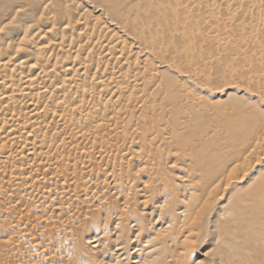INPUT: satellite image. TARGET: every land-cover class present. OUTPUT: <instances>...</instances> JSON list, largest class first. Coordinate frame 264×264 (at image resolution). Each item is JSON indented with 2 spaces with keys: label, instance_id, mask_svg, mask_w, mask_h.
I'll return each mask as SVG.
<instances>
[{
  "label": "bare ground",
  "instance_id": "1",
  "mask_svg": "<svg viewBox=\"0 0 264 264\" xmlns=\"http://www.w3.org/2000/svg\"><path fill=\"white\" fill-rule=\"evenodd\" d=\"M175 1H180V0H0V117L2 115H6V113L11 114L10 113V111H11L10 109L12 108V110L14 111V109H15L14 107H15L16 104H18L17 108H18V106H21L25 110V112H24L21 109L24 112V114H25V117H23V120H21V119H22V116H24V114L21 113V110L20 111L18 110L19 111V112L17 111L18 113H12L13 114L12 115V122L10 124H7V126L5 125L6 127L4 128L6 130V132L8 134H13V135L18 134L19 135V139H21L20 135H23V136L26 135V137H25L26 141H27L28 138L33 140V139H35V136H36L39 140L44 141L45 142L44 145H45L47 142L49 143L50 141H52V137H51L52 135L49 134V132L48 133L45 132L46 130H44V132H40V133L37 132V135L34 134L36 129L33 128L34 132H32V133H31V130H30L31 127L33 126V124L37 123L41 118L44 119L47 116V118L48 117H51V118L53 117V119H55V118L58 117V118L63 119V116H62L63 113L62 114H61V112L59 113L58 110L61 109L60 111H63L64 108H71L72 112L76 115L78 120L80 119V121H82L81 119L86 117V118L90 119V121H91L93 119V116H92V118H90V116H91L90 113L92 111L88 112L89 109H91V108L86 109L85 106L83 107L81 105V102L79 103L80 99H78L75 96V94H73L74 93L73 91L76 92V89L79 90L80 82L82 83L85 80L86 77L90 78L89 81L88 80H87V82L85 81L86 82V87H87L86 94L93 95V96L94 95H98L97 97L100 98V99L101 98L103 99L104 96H109V101L112 100V101H118V102L123 97H127L128 99L131 100V102L138 101V100L140 101V96L137 95L139 93H136L135 91H133L134 88L131 91L130 88L128 89V86L129 87L131 85L132 86H139V85L142 84V82H143L144 86H146V87L149 85V87L147 89H149L150 91L151 90L154 91V90L161 89V88H162L163 91L164 90L166 91L168 86L166 84H163L164 82H162V80H161L162 75L165 72H169V73L173 72V73H175L176 77L183 78L184 80L189 81V82H191L194 85H198L199 84L198 82H200L199 81V77L197 78L195 73H194V70L195 71L198 70L197 66L193 67V69L190 67V69H188V70H186V69L185 70H181L179 68V66H180L179 64L176 65V63H173L172 61L170 62L169 58L171 56L169 58H167V56H168L167 53L169 51H166L164 53L162 51H159V50H161L160 48L165 43L167 44L166 47L169 44H171V43H172L171 46L173 45V43H176V45L180 43L179 42L180 36L178 34L179 33L178 31L187 30V33H188V31L189 32H193V33L197 31L191 24H188L189 22L188 23H180V21H179V17L180 16L178 17L179 11H177V10H175L173 8L168 10V8L171 5L168 8H166V6H165L166 3H170V2L173 3ZM181 1H185L186 3H188V5H191V4L195 5V3L200 1V0H181ZM238 1L246 2V3H248V5L249 4L250 5L255 4L254 6H256V2H257L258 3V7H257L258 13H259V9H261V10L263 9L264 10V0H260L259 1L260 5H259L258 0H238ZM238 1L237 0H215L214 3H216V4L218 3V5H220L221 7L224 6L226 9L230 10V8L233 9V6H234L235 2H238ZM177 5H178V3H177ZM177 5H176V7H177ZM179 5H178V8L183 7V6L180 7ZM236 5H238V4H236ZM164 6H165L166 9L164 8ZM203 6H204V4H203ZM252 6H251V8H252ZM206 7H207V9L209 7L210 10L211 9L213 10V8H211L209 5L206 6ZM242 8H243V6H242ZM209 9L207 10V12H202V11H199V10H201V8L198 10L197 7H190V8H187V10H183V11H180V12H183V15H185V16L194 15V14H200V15L202 14V15H204L205 13L211 12V11H209ZM180 10H182V9H180ZM244 11H246V10L244 9ZM226 12H228V11H226ZM235 12H238V11H235ZM260 13H262V12H260ZM225 16H226V13H225ZM246 16H248V15H246ZM182 17H184V16H182ZM226 17H228V16H226ZM238 18L240 19V17H238ZM244 19H245V17H244ZM258 20H259L261 26L259 25V23H257V24L252 23V24L255 25V27H260L261 28L259 33H258L259 28H257V30H256L257 32L256 33H258V34H256V36L254 38V46L256 48H258L260 46H264V14L262 16L259 15ZM204 21H206V20H204ZM220 21H221V19H220ZM210 23H212V22H210ZM239 25L240 24H238L237 26H239ZM241 25L242 26H240V27H243L245 24L244 25L241 24ZM239 29L240 28H238V30ZM238 32H240V31H238ZM180 35H182V34H180ZM183 35H184V33H183ZM184 36L186 37V35H184ZM200 36H202V35H200ZM206 39H207V37H206ZM217 42H218V40H217ZM182 43H186L187 44V41H184ZM233 43H234V41H233ZM230 46H231V44H230ZM169 47H170V45H169ZM178 47H179V45H178ZM172 50H175V49H173V47H172ZM199 50L200 49H198L197 51H199ZM197 51H196V48L193 49L194 53L196 52V54H199L200 52L198 53ZM260 51H261V49H260ZM184 52L185 51H183L182 53H184ZM187 52H188V49H187ZM250 52H252L254 54V50H252ZM169 53L171 54V51ZM172 53H174V51ZM73 54H76L77 56H74ZM244 56L245 55H243V57ZM255 56H257V55H255ZM215 58H216V55H212V56H209L208 58H205L206 59V64L207 63L208 64L213 63V61L216 60ZM234 59L236 60V62H238L240 60L239 57H236ZM243 61H244V59H243ZM128 71L131 72V73H128ZM143 71L144 72L145 71L148 72V75L153 77L152 78L153 81L152 80H148L149 77L147 75L145 77L146 78V80H145V78L143 76H141L142 74H144V73H142ZM140 73H142V74H140ZM127 74H129V75L127 76ZM16 76H18V77H16ZM164 76H166V75H164ZM166 79L167 78H165L164 80H166ZM166 82L167 81H165V83ZM110 85H112V88L110 87L111 89L108 88V86H110ZM83 88H85V87L83 86ZM83 88H82V91H83ZM136 88H138V87H136ZM57 89H59L58 92L56 91ZM35 90H36V93L40 92V94H39L40 96L38 94H34L35 92L34 93L32 92V91H35ZM49 90H50V92H52V91L55 92L56 91V93H58V94H56V93L52 94V93L49 92ZM210 90H208V91H210ZM224 90H227V89H224ZM80 91H81V87H80ZM211 91L214 92V90H211ZM216 92L218 94V91H216ZM226 92H225V94H221L219 96L215 95V93H214L215 96L213 95V97L217 99L216 101H218L219 99H221L223 97H226V96H230L232 94V92H227V93ZM141 93H143V91ZM210 93L212 94V92H210ZM256 93H257V91H256ZM56 95H58V96H56ZM16 96H18V97H16ZM186 96H187V94H186ZM189 96H190V94H189ZM83 97H86V96L84 95ZM83 97H81V98H83ZM144 97L142 96V98H144ZM173 97H174V95H173ZM195 97L193 95H191L190 98H192V99L190 100V102L189 101L188 102L191 103V104H194L195 101H196ZM198 97H197V99H198ZM164 99H165V97H164ZM167 99H169V97ZM185 99H186V97H184V102L187 100V99L186 100ZM228 99H229V97H228ZM143 101L145 102V99H143ZM144 102H142V104ZM147 103H148V101H147ZM153 103H155V102H153ZM226 103H227V100H226ZM124 104H126V103H124ZM133 104L134 103H131V105H133ZM139 104H137V105H139ZM198 105H199V101H198ZM215 105H217V104L215 103ZM95 106L93 105V106H90V107H94L95 108ZM86 107L88 108V106H86ZM108 107H110V106H108ZM121 107H123V106H121ZM125 107H126V105H125ZM132 107H134V106H132ZM219 107L221 109V106H219ZM94 108H93V110H94ZM19 109H20V107H19ZM204 109H205V107H204ZM215 109L217 110V108H215ZM119 110H120V107H119ZM209 110H210V108H209ZM114 111H112L113 112L112 114H114ZM120 111H122V110H120ZM194 111L195 110H192L191 112H194ZM69 112H71V110ZM127 112H129V109L124 108V113L126 114ZM135 112H137V111H135ZM160 112H161V110H160ZM198 112H200V109L198 110ZM132 113H133V111H132ZM156 113L155 114L158 115V111ZM66 114L67 113L65 112L64 117H65ZM119 114H121V112ZM148 114H149V112H148ZM164 114L165 113L163 112V114H161V115H164ZM71 115H72V113H71ZM115 115H116V112H115ZM193 115H195V114L191 113V116H193ZM123 116H124V114H123ZM123 116H121V117H123ZM187 116H188V114H187ZM121 117L120 116H115L114 117L112 115H111V117H109L110 120H115V124L117 125V127L114 130H109V132H108V130L107 131L105 130V132H108L107 134L109 136H111V137L112 136H117L120 133L119 130L121 131V129H120L121 126L124 127L123 124L120 125V127H119V123L121 124V121H120ZM158 117H160V116H158ZM185 118H187V117H185ZM73 119H75V118H73ZM63 120H65V119H63ZM134 120H135V118H134ZM167 120L169 121L170 119H167ZM2 121H3V119H2ZM6 121H8V117H7ZM47 121H48V119H47ZM73 121L75 122V120H73ZM73 121H72V123H74ZM124 121L125 120L123 118V122ZM53 122H55V121H53ZM87 122H88V120H87ZM162 122H163V118H162ZM262 122H264V121L262 120ZM0 123H1V121H0ZM5 123H9V122H4L2 124H5ZM66 123H68V122H66ZM164 123H165V121H164ZM37 125H39V124H37ZM47 125H46V127H47ZM96 125H97V123H96ZM210 125H213V124H210ZM56 126H58V125H56ZM72 126H73V124H72ZM94 126H95V124H94ZM160 126H161V124H160ZM247 126L248 125H246V127ZM0 127L2 128L3 126H0ZM95 127H97V126H95ZM180 127H182V126L180 125ZM164 128H165V126H164ZM263 128H264V126H263ZM58 129H59V131H61L60 133H63V134L67 133L70 130L69 125H66L65 122L64 123H60ZM104 129H106V128H103V130ZM167 129H169V128H167ZM252 129H253V127H252ZM101 130L102 129H100V131ZM42 131H43V129H42ZM97 131L98 130H96L95 132H97ZM101 132H100V134H101ZM1 133L2 132H0V135H1ZM165 133L166 132L163 133V131L158 128L153 133L143 134V136H141V138H143V141H145V142L148 141L150 143V141H151L150 139H154L155 137H156L155 139H157V137L163 136ZM254 133H253V135H254ZM87 134H85V135H87ZM125 134H126V132H125ZM173 134H175V133H173ZM176 134H177V132H176ZM33 135H35V136L32 139ZM83 135H84V132H83ZM85 135H84V137H85ZM170 135H171V133H170ZM2 136H3V134H2ZM23 136H22V138H24ZM53 136H55V135H53ZM87 136H86V138H87ZM103 136H105V135H103ZM194 136H195V134H194ZM250 136H251V134H250ZM59 137H57V138H59ZM137 137H134L132 140H129L127 138L129 141H122L124 143L120 147H117L116 150H114L113 146L116 147L117 144L116 145H112V144L109 143L108 140H106V141H108L110 146L113 147V149H111L112 147L110 148L108 146L107 148H109V150H106V149L104 151L102 150V151H100V153L98 155V156H100L99 157L100 159L98 158L99 159L98 161L102 160L103 164L105 163V165H106V167L104 168V166L102 164L104 169L96 168V165H97V164H95L96 161L94 162L92 160V163H91V160H90L91 164L87 165V166L85 165V169L86 170L81 171L80 173H76L75 171L70 173L71 172L70 171L68 173L65 172L64 174H59L62 171L61 170L60 172H58L57 170L59 168H57V170H56L58 175H57L56 172H54L57 175L56 176L57 179H58L57 181H59V180L62 181V184L60 185V189L58 191H56L55 195H54V197L57 200V203L59 202L58 205H60L59 208L56 205L57 208L54 209L55 211L53 210L54 213L56 212V210H63L64 211L65 209L66 210L69 209V208L71 209V207H69V205H70V203H73V202L75 203L74 200H77V198H75L77 196L79 197L80 195H82V196L87 197V198L89 197L90 200L94 203L95 200H99V199L103 198L104 194L107 193V191H109L108 189L110 187L114 188V190H115V188L116 189L117 188L121 189V188H124V185H126L127 183H131V181H132V184H134V185L130 184V186H132V189L128 188L129 190L131 189L130 192L127 191L128 193L127 194L125 193L126 195L124 194V198H122L120 196L124 200V203H125L124 207H127L128 205L130 206L131 204L129 202H131V200H133V203H135V204L138 201L139 204H142V206L144 208L143 210H146L148 212V216H149V220H150L149 223H153L154 225L156 224L155 226L150 224V225H152L151 229L153 228V230H154L152 232H149L144 227V229L146 231H148L147 234H150V235H148L145 239H142V241L140 243H137L138 241H140V237L142 236V235H140L142 233L140 231L141 224H138L139 222H141V220L139 221L138 218L135 219L134 217L131 218L132 215L129 214L131 210H129V211H127L128 214H125L126 215L125 218L120 217V219H119V217H117L118 214H117V216L116 215H112V216H115V218L117 217L116 221H114L115 223L113 222L114 226L112 228V229L115 230V231L113 230L114 233H115L114 237L110 238V236H108L107 233H104V232L101 233L98 230H94L92 232L85 233L84 238L86 239L87 244L89 243L88 247L90 249L94 250L96 255L100 256V259L97 258L98 263L99 264H111V261L110 262L104 261V253L107 252L108 250H111V252L113 251V254H114V259L113 260H115L114 261L115 264H116V262L123 261L124 259H126V256L128 255V253H126L127 252V248H128V251H130L131 249L133 250L132 253H130V255L132 257L131 258L129 257L128 262H125V264H128L129 261H130L129 264H165L164 262L160 261V259L162 257L161 255H163V252L166 250V248L164 246L166 244L168 245V241L171 240V238L173 237V235H172L173 233L171 234V231L172 230L174 231V229H172V228H174L173 226L175 224H177V226L179 224H181L180 226L182 227L183 231L178 233V234H183V232L186 231L185 235H182V236H184V238L182 239V248H181V250H183V252H185V253L181 254L182 251H180L181 259L183 261V264H185L186 260H187L186 258H188L190 252H192L195 249L196 240L198 241L200 236H202V235H204L203 237H205V234H204L205 232H210V231H208V226L212 223L211 221H213V222L215 221V224H216V218H221L222 220L223 219L226 220V228H225V232L226 233L224 232V236H221V235H223V233H222V234H219L220 236H219V238H217V234L215 232L216 236L215 237L212 236L214 247H211V248H214V249L213 250L209 249L205 253L201 254V256L204 257L203 259L195 258V260H194L195 262L194 263L192 261L188 262V260H187L186 264H190V263H192V264H250V263L251 264H263V262H264V254L262 252H261V254H263V256L261 254H258L257 249L254 248L256 246L255 245L256 243L253 244L254 247L252 246L255 251L253 252V254L250 255V254H248V252L244 253L243 246L241 245V242L245 243V244H248V242L250 243V241L247 239L248 237L246 236V234H248V232L246 233V227L250 225V222L248 224L246 223L247 220L251 221V224H252L251 228L253 227V229L255 231V232H252V234H254V236L256 235V233H257V236L258 235H260V236L263 235L264 229H262L260 227L264 223V221H263V218H264V177L260 176L262 178L259 177L260 179L257 178V179H253L250 182H248V181L246 182L247 176H248L246 174V172L244 171V170H246V169H244V167L246 165H244V167L242 168V169H244L243 170L244 173L241 174L242 176L240 175L241 177H238L237 171H238V169H240L239 166H238V162H241L242 160L241 159L234 160L235 162L233 161L234 162L233 165L228 166L225 169V171H224L225 172L224 175L226 176V179H225L226 182L224 181V185L226 183V187L224 186L225 188H223V190H226V191H224L225 193L223 192V194H225V195H226V193H227V195L229 194L227 196L228 198L226 197L227 201H225V203H222L219 206L221 211H217L216 212V210H215L216 207H214V206H215V202L217 200L214 199V201H215L214 202L213 199L209 198V196H210V195H208L209 192L206 193V191H204L206 189L205 188V186H206L205 184L208 185L209 183L208 182L207 183L204 182L205 184L202 185L201 181H197L198 179L202 180L203 176L207 174V171H202L199 168L197 169V167L195 169V167L191 168L192 166H189L188 167L189 175H187L184 172H182V171H185L186 169L183 170L181 167H178V166L174 165V168L176 170L179 169L178 171H181L182 174H180L178 172L179 175L178 174H177V176L175 175L177 178L174 177V179H177L176 182H178V183L175 182V185L170 186V181H169V179L167 177L168 175L167 176L164 175V172L156 173L154 171V168H152L154 172H151L152 169L150 170V168L146 170V168H148V167H145V166L150 164L149 162H151V161L143 162V160H136V161L133 162V161L130 160L129 162H133L135 164L134 169H136V170L133 169L132 170L133 173L131 172L132 174H129V176L127 177V180L123 181L122 177L119 175L118 172L121 169L125 168V165L127 163H124L122 161L123 159H122V157L119 156V154H121V155H123V154L124 155L133 154V156H134V154H137V152H138L137 150H139L141 148V146L138 144V142L142 140L141 139V140L138 141ZM37 138H36V140H37ZM86 138H83V139L86 140ZM90 138H92V137H90ZM8 139L10 141V139L16 140L18 138L17 137H14V138L12 137V138H7V140ZM106 139H107V137H106ZM161 139H162V137H161ZM163 139H164V136H163ZM252 139L253 138H251L250 140L252 141ZM12 140H11V142H13ZM75 140H77V139H75ZM89 140L90 139H88V142H90ZM257 140L264 142V133L262 135L257 136L255 142L252 141L255 144V146L257 144L256 143ZM9 141H7V142H9ZM63 141L64 142H60V143L58 142V144L56 146V147H60L61 146L59 148L60 150H61V148H65V147L68 146V143L66 142V140L64 139ZM79 141H80V139H79ZM41 142H40V144H41ZM70 142H72V141H70ZM82 142H85V141L82 140ZM157 142H159V141H157ZM165 142H166V138L163 141H160L161 144L158 145L160 148L162 147V151H163V147L165 146ZM21 143H22V141H21ZM55 143H57V142H55ZM108 143H105L102 146L108 145ZM27 144H28L27 148L28 147L30 148V146L33 145L31 142L27 143ZM42 144H41V146H42ZM85 144H87V143L85 142ZM99 144H101V142ZM9 145H11V144H9ZM37 145H38V143H37ZM53 145H55V144L54 143L52 144V148H53ZM83 145H84V143H83ZM138 145L140 146L139 149H137ZM154 145H155V143H154ZM72 146L73 147L75 146L74 147L75 149H77V147H79V149H80V146H78V145H73L72 144ZM72 146L70 144L68 147H72ZM98 146L100 147L101 145H97L96 147H98ZM1 147L4 148V149L6 148L5 146L4 147L1 146ZM32 147L35 149L34 146H32ZM48 147H49V144H48ZM155 147H157V144H156V146H154V149H155ZM222 147H224V146H222ZM234 148H235V146H234ZM18 149H15V150L17 151ZM110 149H111V151H110ZM27 150H28L27 152L29 153L30 152L29 149H27ZM164 150H165V148H164ZM247 150H248V147H247ZM249 150H251V149H249ZM0 151H2V150H0ZM34 151L36 152V149ZM34 151H32V154L34 153ZM46 151L47 150H45V152H42V153L39 151L40 154L38 153L37 155H39L41 157V160L49 162L50 159L53 156L52 157L50 156L51 157L50 158L49 157V155H50L49 151H48V153ZM84 151H85V149H84ZM142 151H144V149ZM142 151H141V154L143 153ZM169 151H171L170 148H169ZM165 152H168V150H165ZM175 152H176V150H175ZM170 153H172V152H170ZM199 153H200V151H199ZM239 153L242 154L241 152H239ZM254 153L252 152L251 154H254ZM158 154H160V153H158ZM231 154L233 155V153H231ZM51 155H53V154H51ZM117 155H118V158L120 157L121 159H116ZM94 156H95V154H94ZM139 156L141 157V155H139ZM151 156H153V154ZM66 157L67 156H65V158ZM134 157L135 158H133V160L137 158L136 156H134ZM145 157H148V156H146V154H145L144 157H141V158H145ZM187 157H190V156L187 155ZM234 157L232 156L231 158L233 159ZM203 158H205V157H203ZM9 159H12V157L9 158ZM34 159H36V158H34ZM57 159H58V157H57ZM137 159H139V158H137ZM200 159H201V156H200ZM237 160H240V161L237 162ZM33 161H35V160H33ZM75 161H77V157H75ZM84 161H85V159H84ZM32 162H30V163H32ZM56 162L58 163L60 161H56ZM56 162H55V164H57ZM62 162H63V160H62ZM125 162H126V160H125ZM243 163H245V162H243ZM25 164H26V162H25ZM36 164H37V162H36ZM43 164L44 165H46V164L50 165L49 168L51 167V164H48L46 162H44ZM98 164H99V162H98ZM154 164L152 162L151 165H154ZM34 165L35 164H33V165L30 164L29 169L31 170L33 167H34V169H37V168H35ZM83 165H84V163H83ZM99 166H100V164H99ZM99 166L97 165V167H99ZM2 167H3V164H2ZM37 167H39V166H37ZM60 167H62V166H60ZM241 167H242V165H241ZM11 168H13V167H11ZM25 168H24V170H25ZM127 169H129V168L127 167ZM26 170H27V168H26ZM39 170H40V167H39ZM176 170H174V171H176ZM196 170H198L197 173H196ZM8 171H9V169H8ZM20 171H21V168H20ZM46 171L48 172L49 169L46 170ZM53 171H55V170H53ZM130 171H131V169H130ZM210 171H209L210 173L213 172L212 173L213 176L216 175L214 173V171H212V170H210ZM120 173H122V171H120ZM125 173H126V171H125ZM210 173H209V175H210ZM21 174H22V171H21ZM49 174H50V176H52L53 173L52 174L49 173ZM199 175H201L202 177L196 179V177H198ZM249 175H250V173H249ZM256 175H259V174H256ZM78 176H80L82 178L81 180H79L81 182H82L83 179H85L84 181H86V180H88V179H90L92 177H95V179L98 182L94 181L95 183H93L92 185L89 183L91 186H88V184H87L86 186H88V187L85 189L86 186H84V190L81 189L82 191L79 193L78 189L80 191V188H77V189H72V188L70 189L69 188L72 185L75 186L74 183L76 182V180H78V178H79ZM119 176L121 177V179H120ZM170 176L172 177V174ZM18 177H17V179L15 178L16 181H14L15 183L12 184L14 186V188H16L15 186H17L19 188L20 187H24V185H23L24 182L21 181V180H18ZM210 177H211V175H210ZM10 178H12V177H10ZM45 178H44V180H45ZM214 178H215V176H214ZM218 178H216V179H213V177L210 178V179H212L211 181L209 180V182H211L210 186L211 187L213 186L211 188V190H214L215 188L218 189V186H220V183L222 184L224 179L221 180L222 177L220 179H218ZM48 179H49V177H48ZM123 179H126V177H124ZM174 179H173V182L175 181ZM4 180H7V179H4ZM93 180L94 179H92V181ZM203 180H205V179H203ZM57 181H55V182H57ZM168 181H169V183H168ZM11 182H13V181H11ZM4 183L8 184V183L3 181V185H4ZM86 183H88V182H86ZM9 184H10V182H9ZM177 184H178V186H177ZM168 186H170V188ZM199 187L200 188L201 187L204 188V190L201 189L204 192V194L202 196V199L204 197H206L205 193L208 195V197L204 198L203 200L201 199L202 201L199 204V206H196V203L199 201L200 196L202 194V193L199 194V192H198V190L200 189ZM209 187L206 190H210ZM53 188H55V187H53ZM220 188L222 189V186H220ZM21 190H22V188H21ZM52 190H54V189H52ZM121 190H123V189H121ZM25 192H26V194L25 193L24 194L27 195V197L29 196V199L34 200L35 203H38V202H41L42 193L44 191L42 192V190H40L39 187H37L35 185H31V186H29V188L27 190H25ZM117 192H119V190L114 191V193H117ZM157 192L160 193V194L157 195L158 198L155 201V204L152 206V208H150L149 207L150 197H151L152 193L154 195V193H157ZM118 194H120V193H118ZM213 194H211V196ZM48 195H49V193H48ZM153 195H152V198L154 197ZM50 196H53V194H51ZM215 196H217V194H215ZM14 197L16 198L17 196H14ZM54 197H51V198H54ZM45 198H47V197H45ZM45 198H44V201H46ZM55 198H54V200H55ZM16 199H14V200H16ZM49 200H50V198H49ZM63 200H64V203H63ZM153 200H154V198H153ZM82 201L83 200H81V202L79 201V204L83 203ZM23 202H25V201H23ZM51 203H52V201H51ZM86 203H87V201H86ZM147 203H148V205H147ZM83 204H84V207H82V209L84 208V209L87 210V207L90 206L88 204L86 205L85 203H83ZM89 204H91V203H89ZM75 206H77V205H75ZM135 206L137 207V205H135ZM195 206H196V208L200 207L199 209H196L197 210V214H196L197 216L196 215L193 216V214H191V217L192 216L193 217L190 218V210L191 209L193 210V208ZM10 207H11V205H10ZM18 209H19V207H18ZM52 209H53V205H52ZM128 209H130V207ZM34 210H35V208H34ZM19 211H20V209H19ZM28 212H30V211H28ZM203 214H205L206 217ZM127 215H130V216H127ZM198 215H200L202 217H200ZM209 215H212L213 219H211V217H210L211 220L210 219L207 220ZM128 217H130V218H128ZM74 220H75V218H74ZM125 221H129V224H126V225H127L128 229H129V225H130V227H132L133 235H134L135 239H132L131 237H129V238L128 237H124L125 233L121 232L122 228H123V231L125 230V232H126L127 228H126L125 224L123 225V223H125ZM35 222H36V220H35ZM209 222H211V223L209 224ZM217 223H218V220H217ZM143 224H144V220H143ZM207 224H208V226L206 227ZM223 224H224V222H223ZM24 225H23V227H24ZM124 226H125V229H124ZM180 226H178V227H180ZM255 226H260V227H255ZM59 228H61V226ZM215 228H217V227H215ZM248 228L249 227H247V229ZM251 228H250V230H251ZM218 230L219 229L217 228V231ZM43 231L40 230V234H37V235L34 232L33 233H21L20 236H17V237H19V239H16V238L14 239V241L15 240H20V239L30 240V243H33V245L30 244V247H27L25 249H24V244L22 242L21 243L23 245H21V246H23V247L19 248V246H17L16 244H13V242L9 243L8 239H6L5 242H8L7 243V246H9L8 249L10 248L9 252L11 251L10 254H9V257H12V258H15V257L19 258L20 257V258H22V257L28 256V257L33 258V263H34L35 258L37 259V257H40L41 258L40 260L42 262V258L47 255V252L45 250H46L48 244L46 245L44 243L46 245V248H45L44 244L39 243L36 240H38L37 236H39L41 238V236L43 235V234H41V232H43ZM179 231H181V230H179ZM59 233L50 234V236L51 235L52 236H51V238H48L49 241L47 240L48 242L47 241L46 242L47 243H53V242L62 243L63 242V243L67 244L66 238L64 239L63 238L64 236L58 235ZM243 233H246V234H244V236H241ZM47 235H49V234H47ZM211 235H213V234L211 233ZM257 236H256V238H257ZM67 237H68V235H67ZM220 237H223V238H220ZM173 238H175L176 240L178 239L176 237H173ZM78 239H79V236H78ZM11 240H10V242H11ZM77 241L74 240V238H73L71 241L68 242L69 245L66 246V244H64L63 248H65V251H68L69 253H70V251L73 252V250L76 249L78 252L76 251L77 252V257H75V258H77L78 260H81L83 258V255H81V252L79 251L80 244H79V242L77 243ZM177 241H179V239ZM256 241L259 242L258 239ZM110 242L113 243V246H112V248H107L108 243H110ZM130 242H132V243L136 242V245L131 248ZM172 242L176 243L175 241H172ZM172 242L170 241V243H172ZM175 245L173 244L172 246H175ZM259 245H260V243H259ZM247 246H249V245H247ZM260 246H262V245H260ZM59 247L61 248L62 246L60 245ZM163 247H164V249H163ZM51 248H50V250H51ZM244 248H246V246ZM2 249H3V247H2ZM48 249H47V251H48ZM262 249H264L263 246H262ZM169 250H170V248H169ZM173 250H174V247H173ZM249 250H250V248H249ZM61 251L63 252L62 249H61ZM252 251H250V252L252 253ZM58 252H60V251H58ZM22 254H26V255L22 256ZM94 254H93V257H94ZM6 255H8V254L6 253ZM96 255H95V257H96ZM2 256H3L4 259H6V257H7L5 255H2ZM93 257L91 256V258H93ZM190 257H191L190 260H192V254H191ZM12 258H10V259H12ZM168 258H170V257H168ZM55 259H57V258H55ZM171 259H172V257H171ZM45 260L47 261L48 257ZM30 261H31V259H30ZM35 261H37L39 263V260H35ZM69 261H70V259H69ZM94 261H95V258H94ZM78 262H80V261H78ZM42 263L44 264V262H42ZM166 264H168V263H166ZM174 264H175V262H174Z\"/></svg>",
  "mask_w": 264,
  "mask_h": 264
},
{
  "label": "rangeland",
  "instance_id": "2",
  "mask_svg": "<svg viewBox=\"0 0 264 264\" xmlns=\"http://www.w3.org/2000/svg\"><path fill=\"white\" fill-rule=\"evenodd\" d=\"M201 1V2H200ZM198 2L194 4H191V5H188V3H186L185 1H175L173 3H166V8H168L170 5V7L168 8L169 9H175L177 11H179V21L180 23H188V24H191L197 31L196 32H189L187 33V30L185 31H178L179 33V36H180V40H179V44L176 45V43H173V45L169 47V45L166 47V43L160 48L161 50L159 51H162L163 53L166 52V51H171V54L168 52L167 53V58H169L170 56V62L172 61L173 63H176V65H180L179 68L181 70H188L190 69V67L193 69V67L197 66L198 70L195 71L194 70V73L196 75V77L198 78L199 77V81L198 82L199 84L198 85H194L192 84L191 82L189 81H186L184 80L183 78H178L175 76V73L171 72H165L163 73L162 75V82H164L163 84H166L167 86V90L163 91L162 88L161 89H157V90H154V91H150L149 89H147L149 87V85L146 87L144 86L143 82L141 85L139 86H128V89L130 88V90L132 91L133 88L136 93H139L137 95L140 96V101H133L131 102L130 99H128L127 97H123L118 101H112L110 100L109 101V96H104L103 99L101 100L100 98H98L97 96L98 95H89V94H86V90H87V87H86V82L87 80L89 81V77H86L85 80L81 83L80 82V87H81V91H80V87H79V90L76 89V92L73 91L75 94V96L80 99L79 100V103L81 102V105L86 109H89L88 112H91L90 113V118H92L93 116V119L90 121V119L88 118H82L80 121V119L78 120V118L76 117V115L72 112V109L71 108H64L63 111H60L58 110V112L62 114L63 116V119L61 118H55L53 119V117H48L46 116V118H41L37 123L33 124V126L31 127V133L34 132V129H36V131L34 132V134L37 135V132L40 133V132H44V130H46L45 132H49V134H51L50 136L52 137V141H50L49 143L47 142L45 145H44V141L42 140H39L35 135L32 136V139L34 138L35 136V139L31 140V139H25L26 135H20V138L19 139V135L16 134V135H13V134H8L6 132V130L4 129L7 124H10L12 122V113H18L21 109L25 112V110L23 109V107L21 106H18L17 108V105H15V109L14 111L12 110V108L10 109V113L11 114H8L6 113V115H2L0 117V121H1V125L0 126H3L2 128L0 127V132L1 135H0V145L1 146H5L6 150L4 148H0V264H43L42 262H44V264H99L98 261H97V258L100 259V256L99 255H96V253L94 252V250L90 249L86 242V239L84 238V235L85 233H89V232H92L94 230H98L99 232H104V233H107L108 236H110V238L114 237L115 233H114V229L113 228V224L115 223L114 221H116V218L119 217H122V218H125L126 215L125 214H128L127 211L131 210L130 211V215L131 218L134 217L135 219H139V221L141 220V222H139L138 224H141V228H140V231L143 233H141L140 235H142L140 237V241H138L137 243H140L142 241V239H145L148 235L150 234H147V232H152L154 231L153 228L151 229L152 225L155 226L153 223H149L150 220H149V216H148V212L146 210H143V206L142 204H139L138 201L135 203H133V200H131V202H129L131 205L127 206L128 208L130 207V209H128L127 207H124L125 206V203H124V200L122 198H124V194L128 193L127 191L130 192V190L132 189V186H130V184H132V181L131 183H127L126 185H124V188H121L123 190H121L120 188H112L110 187L107 191V193L104 194V197L99 199V200H95V202L93 203L90 198L88 197H84L82 195H80L79 197H75L77 198V200H74L75 203H70L69 207H71V209H65L64 211L63 210H56V212L54 213V209L59 208L60 205H58L57 203V200L56 198L54 197L55 195V192L58 191L60 189V185L62 184V181L59 180L57 181V171L60 172L61 170V173L59 174H64L65 172L68 173H72V172H76V173H80L81 171H84L86 170L85 169V165H90L92 163V160L99 166L97 167L96 165V168H101V169H104L106 167L105 163L103 164L102 160L98 161L100 158L99 153L100 151H104L105 149L106 150H109V148H107L108 146L111 148L112 146H110V144L112 145H116L113 146L114 147V150H116L117 147H120L124 142L122 141H129V140H132L134 137H137L138 141L141 140V141H137L138 144L141 146L138 145L137 146V154H134V156H136L137 158L139 159H134L135 158L133 156V154H129V155H121L119 154L120 157H122V161L124 163H127L125 165V168L121 169L120 171H122V173H120V171L118 172L119 175L122 177V180L125 181L127 180V177L129 176V174H132L133 173V169L135 167V164L133 163L134 161L136 160H143V162H146V161H151L149 162L150 164L146 165L145 167H148L146 168L150 170L152 168H154V171L156 173H160V172H164V175H168V179L170 181V186L172 185H175V182L177 181V179H174V177L177 176L178 172L180 174L181 171H178L174 168V165L178 166V167H181L183 170L185 171H182L184 172L185 174L189 175V172H188V167L189 166H192L191 168H194L197 169L199 168L200 170L202 171H207V174L203 176V179L205 180H200L198 178H201L202 176L199 175L198 177H196V179H198L197 181H201L202 185H204L205 183H209L208 185L210 186L211 185V182H209V180L211 181L213 177V179H220L221 177V180H223L222 184L220 183V186H222V189L220 188V186H218V189L215 188L214 190H211V188L213 187H209L207 184H205V188L207 189L208 187L210 188V190H204V188H200L198 190L199 194H201L200 196V199L199 201L196 203V206H199V204L201 203V201L208 197L215 200H217L215 202V206L216 207V212L217 211H221L220 209V205L222 203H225V201H227V193L226 195L223 194L224 191L226 190H223V188L226 187V183L224 185V181L226 182V176L224 175V171L225 169L230 166V165H233V163L235 162L234 160L236 159H241L242 161L241 162H238L240 160H237L238 162V166L240 169H238L237 173H238V177H241L244 173V171L246 172V174L248 175L247 176V180L246 182H250L252 181L253 179H257L259 178L260 176H263L264 177V142L262 141H256V146L253 142H255L257 136L259 135H262L264 133V122H262V120L264 121V46H260L258 48H256L254 46V38L256 36V34L259 33L260 31V27H255L254 24H257L259 23V25L261 26L258 18H259V15H263L264 14V10L262 9H259V13H258V10H257V7H258V3L256 2V6H254L255 4H252V5H248V3L246 2H235L234 6H233V9L230 8L229 9H226L224 6H220L218 5V3H214L215 0H200ZM204 1V2H203ZM260 0H258L259 2ZM181 7V8H178V5ZM241 3V4H240ZM204 4V6H203ZM238 4V5H236ZM177 5V7H176ZM186 5V6H185ZM210 6L211 8H213V10L209 9V11L211 12H208V13H205L204 15H200V14H194V15H188V16H185L183 15V12H180V11H183V10H187V8H190V7H197L198 10L201 8V10L199 11H202V12H207V7L206 6ZM259 5H260V2H259ZM164 6V8H165ZM220 6V7H219ZM243 6V8H242ZM252 6V8H251ZM204 7V8H203ZM217 7V8H216ZM219 7V8H218ZM256 7V8H255ZM165 8V9H166ZM178 8V9H177ZM184 8V9H183ZM182 9V10H180ZM239 9V10H238ZM244 9L246 11H244ZM197 10V9H196ZM219 10V11H218ZM241 10V11H240ZM254 10V11H253ZM257 10V11H256ZM228 11V12H226ZM235 11H238V12H235ZM252 12V13H251ZM262 12V13H260ZM225 13H226V17L225 16ZM228 13V14H227ZM210 14V15H209ZM224 14V15H223ZM235 14V15H234ZM200 15V16H199ZM248 15V16H246ZM184 16V17H182ZM196 16V17H195ZM221 16V17H220ZM252 16V17H251ZM207 17V18H206ZM209 17V18H208ZM240 17V19L238 18ZM243 17V18H242ZM245 17V19H244ZM248 17V18H247ZM184 18V19H183ZM206 18V19H205ZM227 18V19H226ZM234 18V19H233ZM238 18V19H237ZM191 19V20H190ZM217 19V20H216ZM221 19V21H220ZM255 19V20H254ZM193 20V21H192ZM206 20V21H204ZM214 20V21H213ZM216 20V21H215ZM223 20V21H222ZM246 20V21H245ZM191 22V23H190ZM212 22V23H210ZM247 23V24H246ZM254 23V24H252ZM197 24V25H196ZM238 24H240L239 26H237ZM241 24H245L243 27H240L242 26ZM224 25V26H223ZM254 25V26H253ZM206 26V27H205ZM236 26V27H235ZM257 26V25H256ZM199 27V28H198ZM215 27V28H214ZM224 27V28H223ZM254 27V28H253ZM238 28H240L238 30ZM246 28V29H245ZM257 28H259L258 30V33H256L257 31ZM204 29V30H203ZM224 29V30H223ZM249 29V30H248ZM212 30V31H211ZM215 30V31H214ZM223 30V31H222ZM255 30V31H254ZM203 31V32H202ZM240 31V32H238ZM252 31V32H251ZM213 32V33H212ZM186 35V37L183 35ZM192 33V34H191ZM220 33V34H219ZM182 34V35H180ZM229 34V35H228ZM232 34V35H231ZM255 34V35H254ZM202 35V36H200ZM220 35V36H219ZM234 35V36H233ZM193 36V37H192ZM211 36V37H210ZM230 36V37H229ZM242 36V37H241ZM254 36V37H253ZM207 37V39H206ZM223 37V38H222ZM185 39V40H184ZM187 39V40H186ZM202 39V40H201ZM215 39V40H214ZM218 42H217V40ZM225 39V40H224ZM239 39V40H238ZM236 40V41H235ZM184 41H187V44L186 43H182ZM234 41V43H233ZM208 42V43H207ZM217 42V43H216ZM170 43V42H169ZM199 43V44H198ZM233 43V44H232ZM222 44V45H221ZM224 44V45H223ZM231 44V46H230ZM246 44V45H245ZM179 45V47H178ZM182 45V46H181ZM184 45V46H183ZM201 45V46H200ZM241 45V46H240ZM244 46V47H243ZM246 46V47H245ZM172 47L173 49L175 50H172ZM199 47V48H198ZM185 48V49H184ZM196 48V51L198 49H200L199 51H197L199 54H196V52L194 53L193 52V49ZM217 48V49H216ZM222 48V49H221ZM169 49V50H168ZM187 49H188V52H187ZM224 49V50H223ZM232 49V50H231ZM261 49V51H260ZM263 49V50H262ZM165 50V51H164ZM181 50V51H180ZM190 50V51H189ZM223 50V51H222ZM228 50V51H227ZM254 50V54L257 55L255 56L252 52ZM174 51V53H172ZM183 51H185L184 53H182ZM247 51V52H246ZM250 52V53H249ZM210 53V54H209ZM233 53V54H232ZM237 53V54H236ZM241 53V54H240ZM260 53V54H259ZM262 53V54H261ZM170 54V55H169ZM182 54V55H181ZM189 54V55H188ZM193 54V55H192ZM251 54V55H250ZM253 54V55H252ZM74 56H77L76 54H73ZM175 55V56H174ZM188 55V56H187ZM212 55H216V62L213 61V63L211 64H206V59L205 58H208L209 56H212ZM243 55H245L243 57ZM180 56V57H179ZM183 56V57H182ZM242 56V57H241ZM251 56V57H250ZM72 57V56H71ZM177 57V58H176ZM227 57V58H226ZM236 57H239L240 60L238 62H236V60L234 58ZM181 58V59H180ZM185 58V59H184ZM244 59V61H243ZM179 60V61H178ZM235 60V61H234ZM177 61V62H176ZM220 61V62H219ZM185 63V64H184ZM217 63V64H216ZM237 65H236V64ZM249 66V67H248ZM189 67V68H188ZM232 68V69H231ZM208 69V70H207ZM217 69V70H216ZM238 72H237V71ZM127 71V70H126ZM201 71V72H200ZM208 71V72H207ZM246 71V72H245ZM261 72V73H260ZM128 73H131L128 71ZM144 73V74H142ZM140 74H142L141 76H143L144 78L146 77V75L149 77L148 80H152L153 81V77L148 75V72H142ZM250 73V74H249ZM253 73V74H252ZM213 74V75H212ZM129 74H127L128 76ZM131 75V74H130ZM166 75V76H164ZM217 75V76H216ZM213 76V77H212ZM18 77V76H16ZM147 77V78H148ZM167 78L166 80H164L165 78ZM211 77V78H210ZM164 78V79H163ZM183 79V80H182ZM146 80V78H145ZM86 81V82H85ZM165 81H167L165 83ZM259 83V84H258ZM92 85V84H91ZM83 86L85 88H83ZM93 86V85H92ZM182 86V87H181ZM192 86V87H191ZM228 86V87H227ZM112 88V85L108 86L109 89ZM138 87V88H136ZM173 87V88H172ZM225 87V88H224ZM82 88H83V91H82ZM191 88V89H190ZM253 90H252V89ZM85 89V90H84ZM141 89V90H140ZM143 89V90H142ZM214 90L211 91V90ZM224 89H227V90H224ZM262 89V90H261ZM171 90V91H170ZM199 90V91H198ZM206 90V91H205ZM210 90V91H208ZM252 90V91H251ZM260 90V91H259ZM52 91V90H51ZM57 92L59 91V89L56 90ZM56 91H52L49 92L52 93V94H55ZM139 91V92H138ZM143 91V93L141 92ZM218 91V94L217 92ZM232 92V94L230 96H226V97H223L221 99H219L218 101H216L217 99L213 97L214 93L215 95H221V94H225V92ZM257 91V93H256ZM34 94H40V92H37L36 93V90L35 91H32ZM63 92V91H62ZM61 92V93H62ZM80 92V93H79ZM85 94H84V93ZM148 92V93H147ZM194 92V93H193ZM212 92V94L210 93ZM226 92V93H227ZM64 93V92H63ZM62 93V94H63ZM78 93V94H77ZM162 93V94H161ZM254 93V94H253ZM259 93V94H258ZM263 93V94H262ZM42 94V93H41ZM58 94V93H56ZM80 94V95H79ZM83 94V95H82ZM187 94V96H186ZM193 95L195 98H196V101L194 104H191L189 103L190 100L192 98H190V96ZM200 94V95H199ZM82 95V96H81ZM86 96V97H83V96ZM174 95V97H173ZM214 95V96H215ZM251 95V96H250ZM40 96V95H39ZM58 96V95H56ZM142 96L144 98H142ZM199 96V97H198ZM258 96V97H257ZM260 96V97H259ZM18 97V96H16ZM15 97V98H16ZM80 97V98H79ZM83 97V98H81ZM159 97V98H158ZM165 97V99H164ZM169 97V99H167ZM184 97H186V101L184 102ZM198 97V99H197ZM229 97V99H228ZM86 98V99H85ZM106 98V99H105ZM108 98V99H107ZM213 98V99H212ZM260 98V99H259ZM100 99V100H99ZM128 99V100H127ZM143 99H145V102L143 101ZM163 99V100H162ZM200 99V100H199ZM232 99V100H231ZM16 100V99H15ZM95 100V101H94ZM125 100V101H124ZM160 100V101H159ZM169 100V101H168ZM206 100V101H205ZM226 100H227V103H226ZM258 100V101H257ZM84 101V102H83ZM89 101V102H88ZM103 101V102H102ZM148 101V103H147ZM189 101V102H188ZM198 101H199V105H198ZM212 101V102H211ZM216 101V102H215ZM115 102V103H114ZM134 103L133 105H131V103ZM141 102V103H140ZM142 102H144L142 104ZM155 102V103H153ZM187 102V103H186ZM197 102V103H196ZM208 102V103H207ZM212 104H211V103ZM217 105H215V103ZM85 103V104H84ZM95 106L94 107H90V106H93L92 104ZM126 103V104H124ZM140 103V104H139ZM220 105H219V104ZM88 104V105H87ZM124 104V105H123ZM139 104V105H137ZM187 104V105H186ZM197 104V105H196ZM211 104V105H210ZM223 104V105H222ZM228 104V105H227ZM126 105V107H125ZM131 105V106H130ZM210 105V106H209ZM231 105V106H230ZM75 106V105H74ZM88 106V108L86 107ZM110 106V107H108ZM116 106V107H115ZM123 106V107H121ZM128 106V107H127ZM134 106V107H132ZM136 106V107H135ZM144 106V107H143ZM182 106V107H181ZM192 106V107H191ZM199 106V107H198ZM212 106V107H211ZM221 106V109L220 107ZM224 106V107H223ZM20 107V109H19ZM119 107H120V111L119 110ZM130 107V108H129ZM138 107V108H137ZM181 107V108H180ZM197 107V108H196ZM205 107V109H204ZM219 107V108H218ZM231 107V108H230ZM94 108V110H93ZM101 108V109H100ZM124 108H127L129 109V112H127L126 114L124 113ZM142 108V109H141ZM175 108V109H174ZM210 108V110H209ZM217 108V110L215 109ZM230 108V109H229ZM140 109V110H139ZM200 109V112H198V110ZM215 109V110H214ZM238 109V110H237ZM19 110V111H18ZM21 110V113L24 114V112ZM52 110V109H51ZM71 110V112H69ZM97 110V111H96ZM115 110V111H114ZM158 111V115H156L157 111ZM161 110V112H160ZM192 110H195L194 112H191ZM18 111V112H17ZM110 111V112H109ZM114 111V114H112ZM133 111V113H132ZM137 111V112H135ZM140 113H139V112ZM65 112L67 113L64 117V114ZM100 112V113H99ZM115 112H116V115H115ZM121 112V114H119ZM149 112V114H148ZM153 112V113H152ZM163 112L165 113L164 115H161L163 114ZM194 113L195 115L191 116V113ZM198 112V113H197ZM72 113V115H71ZM118 113V114H117ZM136 113V114H135ZM152 113V114H151ZM156 113V114H155ZM112 116H124L121 117L119 120L121 121V124L119 123V127L120 125H124L121 126V131L119 130V134L117 136H109L107 133L109 132V130H114L117 125L115 124V120H110L109 117ZM128 114V115H127ZM188 114V116H187ZM74 115V116H73ZM135 115V116H134ZM190 115V116H189ZM238 115V116H237ZM10 116V117H9ZM95 116V117H94ZM143 116V117H142ZM154 116V117H153ZM157 116V117H156ZM160 116V117H158ZM4 117V118H3ZM7 117H8V121L7 120ZM23 117H25V114L24 116H22V119L23 120ZM187 117V118H185ZM191 117V118H190ZM11 118V119H10ZM75 118V119H73ZM123 118H124V122H123ZM135 118V120H134ZM152 118V119H151ZM162 118H163V122H162ZM184 118V119H183ZM242 120H241V119ZM250 118V119H249ZM261 118V119H260ZM3 119V121H2ZM48 119V121H47ZM50 119V120H49ZM59 121H58V120ZM100 119V120H99ZM167 119H170L169 121ZM187 121H186V120ZM211 119V120H210ZM244 119V120H243ZM5 120V121H4ZM75 120L74 123H72V121ZM88 120V122H87ZM107 120V121H106ZM118 120V121H119ZM127 120V121H126ZM129 120V121H128ZM155 120V121H154ZM160 122H159V121ZM239 120V121H238ZM255 120V121H254ZM46 121V122H45ZM55 121V122H53ZM80 121V122H79ZM102 121V122H101ZM119 121V122H120ZM142 121V122H141ZM165 121V123H164ZM184 121V122H183ZM4 122H9V123H5V124H2ZM45 122V123H44ZM66 125H69V128L70 130L67 132V133H60L61 131H59V125L60 123H64ZM68 122V123H66ZM100 122V123H99ZM153 122V123H152ZM171 122V123H170ZM183 122V123H182ZM215 124H214V123ZM240 122V123H239ZM262 122V123H261ZM84 123V124H83ZM88 123V124H87ZM97 123V125H96ZM112 123V124H111ZM114 123V124H113ZM126 123V124H125ZM164 125H163V124ZM189 123V124H188ZM238 123V124H237ZM248 123V124H247ZM260 125H259V124ZM39 124V125H37ZM48 124V125H47ZM73 124V126H72ZM97 126L95 127L94 126ZM131 124V125H130ZM161 124V126H160ZM210 124H213V125H210ZM251 124V125H250ZM253 124V125H252ZM6 125V126H5ZM37 125V126H36ZM47 125V127H46ZM58 125V126H56ZM75 125V126H74ZM90 125V126H89ZM92 125V126H91ZM146 125V126H145ZM180 125L182 127H180ZM238 125V126H237ZM246 125H248L246 127ZM35 126V127H34ZM41 126V127H40ZM165 126V128H164ZM123 127V128H122ZM134 127V128H133ZM137 127V128H136ZM250 127V128H249ZM253 127V129H252ZM34 128V129H33ZM99 128V129H98ZM103 128H106L103 130ZM161 129L164 132H166L163 136H164V139L166 138V142H165V146L163 147V151H162V147L160 148L158 145H160V141H163V136H159L157 137V139H150V143L148 141H143V138H141V136H143V134H150V133H153L155 132V130L157 129ZM169 128V129H167ZM183 128V129H182ZM186 128V129H185ZM258 128V129H257ZM262 128V129H261ZM43 129V131H42ZM83 131H82V130ZM100 129H102L100 131ZM123 129V130H122ZM133 129V130H132ZM4 130V131H3ZM86 130V131H85ZM92 130V131H91ZM96 130H98L97 132H95ZM105 130L108 132H105ZM246 132H245V131ZM251 130V131H250ZM59 131V132H58ZM136 131V132H135ZM152 131V132H151ZM228 131V132H227ZM240 131V132H239ZM255 133H254V132ZM4 132V133H3ZM81 132V133H80ZM83 132H84V135H83ZM101 132V134H100ZM126 132V134H125ZM177 132V134H176ZM187 132V133H186ZM195 132V133H194ZM221 134H220V133ZM254 135H253V133ZM92 133V134H91ZM94 133V134H93ZM105 133V134H104ZM171 133V135H170ZM175 133V134H173ZM179 133V134H178ZM212 133V134H211ZM3 134V136H2ZM96 134V135H95ZM168 134V135H167ZM195 134V136H194ZM225 134V135H224ZM251 134V136H250ZM9 135V136H8ZM11 135V136H10ZM18 135V136H17ZM55 135V136H53ZM72 135V136H71ZM92 135V136H91ZM94 135V136H93ZM105 135V136H103ZM107 135V136H106ZM224 135V136H223ZM234 135V136H233ZM253 135V136H252ZM7 136V137H6ZM22 136L24 138H22ZM60 136V137H59ZM87 136V138H86ZM101 136V137H100ZM131 136V137H130ZM171 138H170V137ZM184 136V137H183ZM191 136V137H190ZM236 136V137H235ZM4 137V138H3ZM14 138V137H17L18 139L16 140H12L9 139L7 140V138ZM59 137V138H57ZM75 137V138H74ZM86 138L83 139V138ZM92 137V138H90ZM105 137V138H104ZM107 137V139H106ZM162 137V139H161ZM168 137V138H167ZM220 137V138H219ZM2 138V139H1ZM37 138V140H36ZM55 138V139H54ZM96 138V139H95ZM129 140H128V139ZM160 138V139H159ZM192 138V139H191ZM248 138V139H247ZM251 138L252 141L250 140ZM4 139V140H3ZM23 139V140H22ZM65 139L66 142L68 143V146L71 144L73 145H78L80 146V149L79 147H77V149H75L73 146L72 147H65V148H61V150L59 149L60 147H56L58 142H64L63 140ZM69 139V140H68ZM77 139V140H75ZM80 139V141H79ZM85 141L87 144H85V142H82V140ZM88 139H90L88 142ZM159 139V140H158ZM185 139V140H184ZM2 140V141H1ZM6 140V141H5ZM11 140L13 142H11ZM29 140V141H28ZM35 140V141H34ZM92 140V141H91ZM108 140V141H105ZM198 140V141H197ZM212 140V141H211ZM9 141V142H7ZM16 141V142H15ZM22 141V143H21ZM38 141V142H37ZM42 141V142H41ZM57 143H55V142ZM72 141V142H70ZM116 141V142H115ZM159 141V142H157ZM251 141V142H250ZM7 142V143H6ZM32 143L33 145L30 146V148L28 146L27 143ZM42 146H41V144ZM74 142V143H73ZM81 142V143H80ZM101 142V144H99ZM103 142V143H102ZM183 142V143H182ZM261 142V143H260ZM18 143V144H17ZM38 143V145H37ZM55 144L53 145V148H52V144ZM78 143V144H77ZM84 143V145H83ZM105 143H108V145H104L102 146L103 144ZM155 143V145H154ZM159 143V144H158ZM212 143V144H211ZM235 143V144H234ZM248 143V144H247ZM250 143V144H249ZM11 144V145H9ZM48 144H49V147H48ZM148 144V145H147ZM157 144V147H155L154 149V146H156ZM223 144V145H222ZM233 144V145H232ZM247 144V145H246ZM253 144V145H252ZM22 145V146H21ZM97 145H101L100 147H96ZM246 145V146H245ZM34 146L35 149H36V152L34 151L35 149L32 147ZM106 146V147H105ZM144 146V147H143ZM148 146V147H147ZM202 146V147H201ZM224 146V147H222ZM235 146V148H234ZM251 146V147H250ZM253 146V147H252ZM255 146V147H254ZM41 147V148H40ZM85 147V148H84ZM113 147L111 149H113ZM204 147V148H203ZM214 147V148H213ZM234 149H233V148ZM247 147H248V150L251 149V150H247ZM250 147V148H249ZM18 149L17 151L15 149ZM38 148V149H37ZM69 148V149H68ZM94 148V149H93ZM101 148V149H100ZM168 150V152H165V150ZM169 148L171 151H169ZM239 148V149H238ZM253 148V149H252ZM8 149V150H7ZM29 149V153L27 152ZM34 149V150H33ZM49 149V150H48ZM52 149V150H51ZM59 149V150H58ZM85 149V151H84ZM91 149V150H90ZM93 149V150H92ZM110 149V151H111ZM144 149V151H142ZM218 149V150H217ZM229 149V150H228ZM10 150V151H9ZM22 150V151H21ZM34 151V153L32 154V151ZM43 150V151H42ZM45 150H47L46 152L48 153L49 151V157L53 156L49 162L47 161H43L41 160V157L39 155H37L38 153L40 154V152H45ZM81 150V151H80ZM158 150V151H157ZM176 150V152H175ZM200 153H199V151ZM214 150V151H213ZM234 150V151H233ZM239 150V151H238ZM40 151V152H39ZM75 151V152H74ZM83 151V152H82ZM88 151V152H87ZM141 151L143 152L141 154ZM149 153H148V152ZM153 151V152H152ZM155 151V152H154ZM217 151V152H216ZM232 151V152H231ZM254 154H251L252 152ZM60 152V153H59ZM67 152V153H66ZM86 152V153H85ZM172 152V153H170ZM192 152V153H191ZM196 152V153H195ZM236 152V153H235ZM239 152H241L242 154H240ZM251 152V153H250ZM72 153V154H71ZM85 153V154H84ZM88 153V154H87ZM92 153V154H91ZM155 153V154H154ZM160 153V154H158ZM168 153V154H167ZM178 153V154H177ZM216 153V154H215ZM233 153V155L231 154ZM239 153V154H238ZM250 153V154H249ZM6 154V155H5ZM18 154V155H17ZM24 154V155H23ZM53 154V155H51ZM63 154V155H62ZM83 154V155H82ZM95 154V156H94ZM97 154V155H96ZM146 154V156L148 157H145V158H141V157H144V155ZM153 154V156H151ZM171 154V155H170ZM174 154V155H173ZM190 156V157H187V155ZM4 155V156H3ZM37 157H36V156ZM60 155V156H59ZM62 155V156H61ZM74 155V156H73ZM89 155V156H88ZM132 155V156H131ZM141 155V157L139 156ZM160 155V156H159ZM186 155V156H185ZM199 155V156H198ZM242 155V156H241ZM244 155V156H243ZM21 156V157H20ZM24 156V157H23ZM65 156H67L65 158ZM130 156V157H129ZM194 156V157H193ZM200 156H201V159H200ZM234 157L233 159L231 157ZM12 159H9L11 158ZM19 157V158H18ZM39 157V158H38ZM58 157V159H57ZM72 157V158H71ZM75 157H77V161H75ZM82 157V158H81ZM93 157V158H92ZM118 158V155L116 156V159H121V158ZM154 159H153V158ZM169 157V158H168ZM205 157V158H203ZM217 157V158H216ZM246 157V158H245ZM23 158V159H22ZM26 158V159H25ZM36 158V159H34ZM38 158V159H37ZM65 160H64V159ZM99 158V159H98ZM141 158V159H140ZM180 160H179V159ZM200 160H199V159ZM18 159V160H17ZM40 159V160H39ZM54 159V160H53ZM60 159V160H59ZM87 162H85L84 161ZM97 159V160H96ZM146 159V160H145ZM151 159V160H150ZM165 159V160H164ZM176 159V160H175ZM178 159V160H177ZM194 159V160H193ZM4 160V161H3ZM35 160V161H33ZM37 160V161H36ZM39 160V161H38ZM53 160V161H52ZM60 161V162H56V161ZM63 160V162H62ZM70 160V161H69ZM90 160H91V163H90ZM126 160V162H125ZM128 160V161H127ZM133 161V162H129V161ZM145 160V161H144ZM174 160V161H173ZM187 163H185L184 161ZM210 160V161H209ZM245 160V161H244ZM248 160V161H247ZM2 161V162H1ZM21 161V162H20ZM26 164H25V162ZM33 161V162H32ZM41 161V162H40ZM72 161V162H71ZM75 161V162H74ZM84 161V162H83ZM156 161V162H155ZM205 161V162H204ZM220 161V162H219ZM234 161V162H233ZM247 161V162H246ZM32 162V163H30ZM35 162V163H34ZM37 162V164H36ZM46 162L48 164H51V167L55 164V162L57 164H55L54 166L57 167L55 168L54 166L51 168H49L50 165H44L43 163ZM99 162V164H98ZM130 164H129V163ZM153 162L154 165H151ZM184 162V163H183ZM236 162V163H237ZM245 162V163H243ZM9 163V164H8ZM28 163V164H27ZM69 163V164H68ZM84 163V165H83ZM132 163V164H131ZM202 163V164H201ZM2 164H3V167H2ZM6 164V165H5ZM35 164V168L37 169H34V167L30 170L29 169V166ZM61 164V165H60ZM72 164V165H71ZM94 164V163H93ZM104 168H103V166ZM129 164V165H128ZM134 164V165H133ZM172 164V165H171ZM190 164V165H189ZM192 164V165H191ZM22 165V166H21ZM40 167V170H39V167ZM44 165V166H43ZM62 167H60V166ZM74 165V166H73ZM171 165V166H170ZM195 165V166H194ZM203 167H202V166ZM207 165V166H206ZM210 165V166H209ZM242 165V167H241ZM244 165H246L244 167ZM7 166V167H6ZM48 166V167H47ZM82 166V167H81ZM173 166V167H172ZM199 166V167H198ZM13 167V168H11ZM23 167V168H22ZM27 170H26V168ZM42 167V168H41ZM47 167V168H46ZM65 167V168H64ZM71 167V168H70ZM127 167L129 169H127ZM205 167V168H204ZM217 167V168H216ZM244 167V169H242ZM11 168V169H10ZM20 168H21V171H22V174H21V171H20ZM25 168V170H24ZM54 168V169H53ZM57 168H59L57 170ZM156 168V169H155ZM202 168V169H201ZM204 168V169H203ZM211 168V169H210ZM250 170H249V169ZM9 169V171H8ZM14 169V170H13ZM44 169V170H43ZM49 169V173H53L52 176H50V174L46 171ZM67 169V170H66ZM131 169V171H130ZM206 169V170H205ZM209 169V170H208ZM223 169V170H222ZM18 170V171H17ZM39 170V171H38ZM55 170V171H53ZM57 170V171H56ZM136 170V169H134ZM164 170V171H163ZM176 170V171H174ZM214 171V173L216 175L215 178L213 176V172L210 173L211 171ZM217 170V171H216ZM221 170V171H220ZM243 172H242V171ZM52 171V172H51ZM126 171V173H125ZM129 171V172H128ZM153 169L151 172H154ZM198 170H196V173H197ZM210 171V172H209ZM220 171V172H219ZM250 171V172H249ZM34 172V173H33ZM36 172V173H35ZM56 172V173H54ZM132 172V173H131ZM168 172V173H167ZM250 175H249V173ZM8 173V174H7ZM11 173V174H10ZM31 173V174H30ZM172 174V177L170 176ZM211 177H210V175ZM220 173V174H219ZM227 173V172H226ZM39 174V175H38ZM223 174V175H222ZM256 174H259V175H255ZM19 177H18V176ZM21 175V176H20ZM43 175V176H42ZM45 175V176H44ZM127 175V176H126ZM176 175V176H175ZM179 175V174H178ZM222 175V176H221ZM227 175V174H226ZM241 175V176H240ZM37 176V177H36ZM49 179H48V177ZM119 176V177H120ZM253 176V177H252ZM7 177V178H6ZM12 177V178H10ZM18 177V180H21L24 182V187H17L15 186L16 188H14V186L12 185L13 183H15L14 181L15 178L17 179ZM46 177V178H45ZM78 180H76V184L74 183L75 186H70L69 188L71 189H77V188H80V191L78 189V192L80 193L82 190H84V186H86L88 184V186H91L93 183L95 182H98L95 177H92L86 181H84L85 179L81 181L82 178L80 176H78ZM120 177V179H121ZM124 177H126V179H123ZM171 177V178H170ZM252 177V178H251ZM256 177V178H255ZM41 178V179H40ZM45 178V180H44ZM56 178V179H55ZM177 178V177H176ZM209 178V179H208ZM262 178V177H260ZM259 178V179H260ZM4 179H7V180H4ZM92 179H94L92 181ZM173 179L175 180L173 182ZM208 179V180H207ZM249 179V180H248ZM44 180V181H43ZM207 180V181H206ZM3 181L8 183V184H5L3 185ZM13 181V182H11ZM50 181V182H49ZM52 181V182H51ZM57 181V182H55ZM90 181V182H89ZM95 181V182H94ZM168 181V183H169ZM10 182V184H9ZM85 182V183H84ZM88 182V183H86ZM205 182V183H204ZM44 183V184H43ZM57 183V184H56ZM81 183V184H80ZM91 185H90V184ZM178 183V182H176ZM27 184V185H26ZM11 185V186H10ZM31 185H35L37 187H39L40 190H42V199H41V202H38V203H35L34 200H31L29 199V196L27 197L26 192L25 190H27L29 188V186ZM49 185V186H48ZM134 185V184H132ZM169 185V184H168ZM13 186V187H12ZM83 186V187H82ZM86 186L85 189L88 187ZM170 186H168L170 188ZM178 186V184H177ZM225 186V187H224ZM42 187V188H41ZM55 187V188H53ZM82 187V188H81ZM20 190H19V189ZM22 188V190H21ZM27 188V189H26ZM126 188V189H125ZM128 188H131L130 190ZM54 189V190H52ZM82 189V190H81ZM209 192V194L207 195L205 193V196L203 199H202V196L204 194V192L202 190ZM24 190V191H23ZM119 190V192L117 193H114V191H117ZM121 190V191H120ZM217 190V191H216ZM222 190V191H221ZM21 191V192H20ZM113 191V192H112ZM126 191V192H125ZM201 191V192H200ZM211 191V192H210ZM221 191V192H220ZM53 192V193H52ZM109 192V193H108ZM216 192V193H215ZM218 192V193H217ZM10 193V194H9ZM16 193V194H15ZM25 193V194H24ZM46 195H45V194ZM49 193V195H48ZM53 194V196H50L51 194ZM120 193V194H118ZM214 193V194H213ZM225 193V192H224ZM44 194V195H43ZM108 194V195H107ZM114 194V195H113ZM125 194V195H126ZM158 194L160 193H152V195L154 196V200L152 198V195L150 197V200H149V207L152 208V206L155 204V201L157 200L158 198ZM211 194H213L211 196ZM215 194H217V196H215ZM13 195V196H12ZM48 195V196H47ZM14 196H17L16 198L19 200H17ZM25 196V197H24ZM50 196V197H49ZM119 196V197H118ZM122 198H121V197ZM214 196V197H213ZM13 197V198H12ZM47 197V198H45ZM51 197H54V198H51ZM227 197V198H226ZM44 198L46 201H44ZM50 198V200H49ZM83 198V199H82ZM86 198V199H85ZM16 199V200H14ZM202 199V200H201ZM28 200V201H27ZM81 200H83L82 202L85 203L86 205H90L89 207H87V210L86 209H82V207H84V204L83 203H80L79 204V201L81 202ZM89 200V201H88ZM25 201V202H23ZM52 201V203H51ZM55 203H54V202ZM87 201V203H86ZM153 201V202H152ZM20 202V203H19ZM45 202V203H44ZM50 202V203H49ZM91 204H89V203ZM120 202V203H119ZM14 203V204H13ZM55 205H54V204ZM63 203H64V200H63ZM30 204V205H29ZM35 204V205H34ZM53 205V209H52V205ZM72 204V205H71ZM83 206H82V205ZM96 204V205H95ZM102 204V205H101ZM151 204V205H150ZM198 204V205H197ZM4 205V206H3ZM11 205V207H10ZM40 205V206H39ZM57 205V206H56ZM77 205V206H75ZM95 205V206H94ZM137 205V207L135 206ZM139 205V206H138ZM148 205V203H147ZM56 206V207H55ZM75 206V207H74ZM79 206V207H78ZM81 206V207H80ZM99 206V207H98ZM196 206L193 208V210L191 209L190 210V218H192L194 215L197 214V210L196 209H199V208H196ZM20 211H19V209ZM35 208V210H34ZM80 208V209H79ZM37 209V210H36ZM126 211H125V210ZM135 209V210H134ZM18 210V211H17ZM54 210V211H53ZM83 210V211H82ZM115 210V211H114ZM12 213H11V212ZM30 211V212H28ZM50 211V212H49ZM58 211V212H57ZM61 213H60V212ZM63 211V212H62ZM71 211V212H70ZM87 211V212H86ZM123 211V212H122ZM39 212V213H38ZM117 212V213H116ZM20 213V214H19ZM23 213V214H22ZM49 213V214H48ZM57 213V214H56ZM59 213V214H58ZM63 213V214H62ZM75 213V214H74ZM78 213V214H77ZM86 213V214H85ZM113 213V214H112ZM115 213V214H114ZM147 213V214H146ZM195 213V214H194ZM12 216H11V215ZM31 214V215H30ZM36 214V215H35ZM74 214V215H73ZM118 214V216H117ZM191 214H193V216L191 217ZM15 215V216H14ZM17 215V216H16ZM24 215V216H23ZM30 215V216H29ZM59 217H58V216ZM112 215H116L117 217L115 218V216H112ZM130 215H127V216H130ZM205 217L206 215L203 214ZM44 216V217H43ZM53 216V217H52ZM112 216V217H111ZM197 216V215H196ZM200 216V215H198ZM23 217V218H22ZM39 217V218H38ZM42 217V218H41ZM46 217V218H45ZM52 217V218H51ZM62 217V218H61ZM78 217V218H77ZM202 217V216H200ZM213 219L212 215H209V217L207 218L208 219ZM32 218V219H31ZM36 218V219H35ZM45 218V219H44ZM71 220H70V219ZM75 218V220H74ZM130 218V217H128ZM133 218V219H134ZM142 218V219H141ZM216 218V217H215ZM26 219V220H25ZM31 219V220H30ZM39 219V220H38ZM57 219V220H56ZM210 219V220H211ZM36 220V222H35ZM43 220V221H42ZM47 220V221H46ZM67 220V221H66ZM143 220H144V224H143ZM217 220H218V223H217ZM18 221V222H17ZM42 221V222H41ZM70 221V222H69ZM248 221V222H247ZM246 223L248 224L250 222V225L247 226L249 227L247 229L246 227V233L248 232V234L246 233H243L241 236H244V234H246V237L250 243L248 242V244H245V243H242L241 242V245L243 246V250H244V253H247L248 254H253V252L255 251V249H257V252L258 254H261V252L264 254V249H262V246L264 248V231H263V235H258L257 236V233L256 235L254 236V234H252V232H255L253 227L251 228L252 224H251V221L250 220H247ZM263 221H264V218H263ZM114 222V223H113ZM212 222V223H211ZM209 222V226L208 224L206 225V227L208 226V231L210 232H205V237H203L204 235L200 236L199 240L197 241L196 240V243H195V249L190 252L188 258H186L188 260V262H195V258H200V259H203L204 257L201 256V254L205 253L206 251H208L209 249L213 250L214 248H211V247H214V244H213V240H212V236L215 237L216 234H217V238H219V234H222L221 236H224V232H225V228H226V220L225 219H221V218H216V224H215V221H211ZM224 222V224H223ZM3 223V224H2ZM58 223V224H57ZM220 223V224H219ZM22 224V225H21ZM25 224V225H24ZM30 224V225H29ZM45 224V225H44ZM125 224L126 226V232L125 230L123 231V228H122V233H125L124 234V237H131L132 239H135L134 238V235H133V229L132 227H130L129 225V229L127 227L126 224H129V221H125V223H123V225ZM152 224V225H150ZM215 224V225H214ZM223 224V225H222ZM24 225V227H23ZM144 225V226H143ZM150 225V226H149ZM176 225V226H175ZM172 228L174 229V231L172 230L171 231V234L173 235V237H176L179 239V241H177L175 238H171V240L168 241V247L165 245L164 247L166 248V250L163 252V255H161V259L160 261L164 262L165 264L168 263V264H183V261L181 259V254L185 253L183 252V250H181L182 248V239L184 238V236L182 235H185L186 231L183 232V234H178L180 232L183 231L182 227L180 226L181 224H179L178 227L177 224H175ZM222 225V226H221ZM225 225V226H224ZM32 226V227H31ZM48 226V227H47ZM61 226V228H59ZM67 226V227H66ZM72 226V227H71ZM125 226H124V229H125ZM143 226V227H142ZM36 227V228H35ZM52 227V228H51ZM147 229L148 231H146L145 229ZM211 227V228H210ZM217 227L219 230L217 231ZM255 227H260V226H255ZM69 228V229H68ZM143 228V229H142ZM178 228V229H177ZM180 228V229H179ZM205 228V227H204ZM251 228V230H250ZM262 229H264V223L261 225ZM212 229V230H211ZM215 231H214V230ZM35 230V231H34ZM40 230H44L43 232H41V234H43L41 236V238L39 236H37V239L36 240L37 242L39 243H42V244H48L47 245V248H46V245H45V248H46V252H47V255L44 256L42 258V262H41V258L40 257H37V259L35 258V260H39V263L37 261L34 260V263H33V258L31 257H22V258H12V257H9V249L7 246V243L8 242H5L6 239H8L9 243H12L13 244H16L17 246H19V248L23 247L21 245L24 244V249L27 248V247H30V244L33 245V243H30V240H27V239H20V240H15L14 239H19V237L17 236H20L21 233H35L36 235L37 234H40ZM102 230V231H101ZM114 230V231H113ZM132 230V231H131ZM181 230V231H179ZM185 230V229H184ZM32 231V232H31ZM61 233H59V232ZM145 233H144V232ZM38 232V233H37ZM72 232V233H71ZM216 232V234H215ZM218 232V233H217ZM221 232V233H220ZM54 233H59L58 235L60 236H64L63 238L67 240V244L66 243H57V242H53V243H47L49 240L48 238H51L50 234H54ZM176 233V234H175ZM211 233L213 235H211ZM226 233V232H225ZM12 234V235H11ZM49 234V235H47ZM66 234V235H65ZM81 234V235H80ZM112 234V235H111ZM175 234V235H174ZM178 234V235H177ZM210 234V235H209ZM68 235V237H67ZM47 236V237H46ZM50 236V237H49ZM78 236H79V239H78ZM211 236V237H210ZM257 236V238H256ZM180 237V238H179ZM203 239H202V238ZM44 238V239H43ZM47 238V239H46ZM74 238V240H78L77 243L79 242L80 244V249L79 251L81 252V255H83V258L81 260H78L77 258V250H73L70 251V253L68 251H65V248H63V245L66 244V246L69 245V241H71L72 239ZM220 238H223V237H220ZM251 240H250V239ZM253 238V239H252ZM13 241H12V240ZM46 239V240H45ZM205 239V240H204ZM214 239V238H213ZM259 240L256 241V240ZM262 241H261V240ZM11 240V242H10ZM48 240V241H47ZM194 240V239H193ZM47 241V242H46ZM170 241H175L176 243L172 242L170 243ZM200 241V242H199ZM17 242V243H16ZM23 244H22V243ZM29 242V243H28ZM179 244H178V243ZM263 242V243H262ZM55 243V244H54ZM129 243V242H128ZM254 243H256L255 247H254ZM262 245L260 246L259 245ZM27 244V245H26ZM83 244V245H82ZM175 245V246H172V245ZM252 244V245H251ZM31 245V246H32ZM62 246L61 248L59 246ZM107 245V244H106ZM130 245H131V248L133 246L136 245V242L132 243L130 242ZM249 245V246H247ZM7 246V247H6ZM113 246V243L110 242L108 243V246L107 248H112ZM246 246V248H244ZM251 246V247H250ZM254 248H253V247ZM260 248H259V247ZM3 247V249H2ZM52 247V248H51ZM163 247V249H164ZM173 247H174V250H173ZM49 248V249H48ZM51 248V250H50ZM56 248V249H55ZM170 248V250H169ZM180 248V249H179ZM250 248V250H249ZM253 248V249H252ZM48 249V251H47ZM61 249L63 250V252L61 251ZM172 249V250H171ZM177 249V250H176ZM189 249V248H188ZM191 249V248H190ZM248 249V250H247ZM260 249V250H259ZM262 249V250H261ZM253 250V251H252ZM8 255H6V253ZM54 251V252H53ZM60 251V252H58ZM65 251V252H64ZM75 251V252H74ZM77 251V252H76ZM132 249L130 251H128V248H127V252L128 255L126 256V259H124L123 261H120V262H116V264H125V262H128L129 260V257L131 258L132 256L130 255V253H132ZM180 251H182V253L180 254ZM252 251V253L250 252ZM9 252V253H8ZM68 252V253H67ZM87 252V253H86ZM169 252V253H168ZM176 252V253H175ZM260 252V253H259ZM54 253V254H53ZM75 253V254H74ZM95 253V254H94ZM58 254V255H57ZM61 254V255H60ZM64 254V255H63ZM66 254V255H65ZM93 254H94V257H93ZM171 254V255H170ZM192 254V260H190V256ZM263 254H261L263 256ZM2 255H5L7 256L6 259L3 258ZM26 254H22V256H25ZM50 257H49V256ZM89 255V256H88ZM96 255V257H95ZM165 255V256H164ZM169 255V256H168ZM58 256V257H57ZM73 258H72V257ZM91 256L93 258H91ZM48 257V260L46 261L45 259ZM67 257V258H66ZM71 257V258H70ZM170 257V258H168ZM172 257V259H171ZM12 258V259H10ZM27 258V259H26ZM45 258V259H44ZM50 258V259H49ZM57 258V259H55ZM94 258H95V261H94ZM168 258V259H167ZM181 260H180V259ZM31 259V261H30ZM70 259V261H69ZM73 259V260H72ZM75 259V260H74ZM114 259V254H113V251L111 252V250H108L107 252L104 253V261H108L110 262L111 261V264H115V260ZM179 259V260H178ZM14 260V261H13ZM62 262H60V261ZM80 262H78V261ZM187 260H186V263H187ZM30 261V262H29ZM55 261V262H54ZM67 261V262H66ZM69 261V262H68ZM2 262V263H1ZM8 262V263H7ZM48 262V263H47ZM130 263V261H129ZM128 263V264H129ZM185 263V264H186ZM192 264V263H190ZM251 264V263H250ZM264 264V262H263Z\"/></svg>",
  "mask_w": 264,
  "mask_h": 264
}]
</instances>
